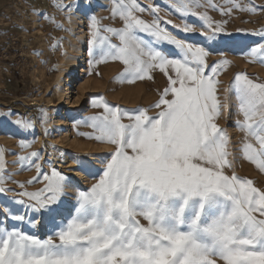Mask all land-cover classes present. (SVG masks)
Instances as JSON below:
<instances>
[{
    "label": "snow or ice",
    "instance_id": "obj_1",
    "mask_svg": "<svg viewBox=\"0 0 264 264\" xmlns=\"http://www.w3.org/2000/svg\"><path fill=\"white\" fill-rule=\"evenodd\" d=\"M168 3L184 21L181 25L163 20L159 5L145 8L139 0H110L107 19H119V28L97 17L96 10L103 7L99 0L58 5L88 20L93 69L118 61L124 66L118 80L128 84L153 80L158 70L166 86L148 108L130 111L102 97L93 99L92 106L103 112L83 122L92 132L81 135L113 150L100 159L102 167L95 172L89 161L74 158L79 171L96 179L90 189H80L55 166L44 172L38 152L19 156L24 170L35 167L37 175L17 184L19 192L8 188L7 183L16 182L5 172L0 149V264H264V190L235 174L230 137L217 123L229 106L227 94L234 93L243 117L236 122L243 133V158L264 173V82L238 73L221 100L219 76L231 62L208 63L210 49L222 35H230L227 21H213L208 10L230 16L234 10L264 12V6L251 0H226L222 6L214 0ZM145 12L151 21L142 18ZM188 17L197 18L206 30L203 44L168 30L171 24L185 34L194 33L196 26ZM259 35L264 39V32ZM163 43L179 50V58L159 50ZM242 51L246 59L264 64V44ZM153 110L155 115H149ZM41 118L46 124L47 113ZM15 124L23 131L34 130L23 118ZM29 147L20 143L22 150ZM35 184L43 187L27 191ZM68 189L74 192L71 198L66 197ZM8 193L20 199H2ZM16 204L33 215H21L13 208ZM45 219L46 238L22 227L34 229Z\"/></svg>",
    "mask_w": 264,
    "mask_h": 264
},
{
    "label": "rangeland",
    "instance_id": "obj_2",
    "mask_svg": "<svg viewBox=\"0 0 264 264\" xmlns=\"http://www.w3.org/2000/svg\"><path fill=\"white\" fill-rule=\"evenodd\" d=\"M75 2L76 0H0V126L4 127L0 137H6L5 141L7 142L4 149L5 172L12 174L11 180L16 182H9L5 186L15 188L17 192L21 191L17 184H26L37 175L35 167L24 170V166L19 162V156L27 157L32 152H38L42 153V156L44 154L47 160L49 158L47 152L50 150L54 158L61 157L57 151L61 148L53 145L54 142L49 144L54 139L53 136L57 135L52 123L61 117L58 114V109L60 112L62 110L67 113L72 125L69 129L75 131L74 136L77 140L90 144L95 150L106 148L107 153L99 156L101 159L110 156L113 150L112 146L88 140L81 135L92 132V129L84 126L83 122L88 117L103 112L102 108L92 106L93 99L102 97L109 105L119 106L130 111L141 107L148 108L158 99V92L166 86V77L158 70L152 73L153 80L128 84L118 80L124 69V66L118 61H109L93 69L89 63L91 57L88 54V45V50H86L87 66L81 67V71L77 74V82L82 86L74 99L77 97L79 100V107L70 112L66 107L60 109L57 105L59 95L56 78L60 70L63 67L66 68L65 63L68 58L66 55L70 52L75 34L70 25L73 12L61 11L58 5L61 3L74 4ZM101 2L104 5L96 10L97 17L106 18L103 20L104 25L122 27L119 19L114 21L107 19L110 16V12L107 10L110 7V0H99L100 4ZM214 2L218 6H222L226 0H214ZM240 2L247 4L248 0H240ZM251 2L264 6V0H251ZM139 3L145 8H149L153 4L159 5L162 9L159 13L161 18L171 20L172 24L181 25L184 22L178 14H173L174 10L168 0H139ZM199 11H204V9ZM208 12L215 22L227 21L226 29L230 33V35L220 37L219 43L210 49L212 54L208 58L209 64L222 59H228L231 62V66L219 76L218 95L220 99H224L225 89L229 87L234 75L238 73H246L250 78L264 82V64L246 59L245 53L242 51L248 45L260 46L264 44V39L259 35L264 32V12L249 14L247 11L234 10L230 16H222L219 11L210 9ZM142 18L151 21L152 16L145 12ZM187 19L196 26L194 33L185 34L173 28L171 24L168 25V30L188 42L203 44L207 35L206 30L199 26L200 21L197 18L188 17ZM85 31L87 32V41H89L88 20ZM202 32L204 35H201ZM251 33H257V35ZM141 35L143 36V34ZM143 38L150 39L146 36ZM113 42L118 43L115 40ZM157 47L171 57L179 58V50L174 46L163 43ZM97 72L99 75L96 74ZM227 95L230 96L229 106L223 110L217 123L221 128L227 130L230 137V151L233 153L230 158L234 161L235 174L243 179L252 180L255 187L264 190V173H261L255 165L243 158V133L236 127V122L242 120L243 117L238 113V104L234 93ZM42 112L47 113L46 124L42 121ZM9 113L19 115L10 116ZM155 113L156 110H153L149 115H155ZM21 118L31 121L34 124V130L18 129L15 121ZM51 121L53 122L51 123ZM124 122L127 123V120ZM50 125L52 126L50 127ZM45 129H47V134ZM39 136L43 138V145L47 144L46 152L38 148L37 138ZM22 141L30 143L31 147L22 150L20 148ZM253 143L255 142L253 141ZM38 162L44 172L46 171L43 165L49 171L54 166L52 161L41 159ZM101 167L100 164L98 169ZM58 170L68 176L66 171ZM228 174H231V171ZM90 178L92 179L88 185L80 187V189H90L91 185L96 182L95 178L91 176ZM42 187L43 184H35V186H28L27 191L33 192ZM69 194L67 191L66 196ZM2 199L12 201L20 199V197L8 193ZM68 206L66 203L65 207ZM13 208L26 217L33 215L19 204L13 205ZM8 223L11 226L12 221L9 220ZM47 224L48 221L45 219L43 226L45 227ZM22 227L25 232L36 234L41 239L46 238V229L40 231L38 227L34 229L27 226Z\"/></svg>",
    "mask_w": 264,
    "mask_h": 264
},
{
    "label": "bare ground",
    "instance_id": "obj_3",
    "mask_svg": "<svg viewBox=\"0 0 264 264\" xmlns=\"http://www.w3.org/2000/svg\"><path fill=\"white\" fill-rule=\"evenodd\" d=\"M102 1V0H101ZM106 1V0H104ZM104 5L103 2H101ZM72 22H71V29L75 34V38L72 41V47H70L69 54L66 55L67 62L65 60V67L60 70L57 78V91H58V106L60 109H66L68 112L74 111L79 107V100L74 99L77 91L81 89V84L79 85L77 82V74L81 71V67L87 66L86 60V50H88V41H87V19L84 16L80 15L78 12L72 13ZM66 59V58H65ZM70 65V66H69ZM64 66V65H63ZM68 67V68H67ZM32 105V104H31ZM58 114L61 116L60 118L56 119L55 122L51 121L52 125L54 124L55 133L54 141L52 140L49 144H55L61 150H57L58 153L61 152L65 153V156L62 158H54L51 155L50 150H48L49 158L46 160L45 155L41 156V159L44 161H52L54 166L58 169L66 171L67 175L72 178L73 182L80 187H85L88 185V182L91 181L92 178L90 176H86L84 172L78 170V164L74 158H79L81 160H87L90 162L91 165L95 167L90 168L93 172L100 167L99 156H103L107 153L106 148L95 150L90 144H85L82 141H79L75 138L73 130L71 128L70 120L68 119L66 112H61L58 109ZM50 125V127L52 126ZM4 127L0 126V135L3 133ZM40 134V133H39ZM6 138V137H5ZM5 138L0 137V149H5V145L7 142ZM38 148L42 149L43 152H46L47 144L44 146L42 143L41 136L38 138ZM56 148V147H55ZM49 149V148H48ZM63 149V150H62ZM40 159V161H41ZM44 170L46 172H50L49 169L45 168L43 165ZM69 196L67 198H71L74 195L72 189L67 190ZM40 231L46 229V234L48 235L49 228L48 224L45 227L42 225L37 226ZM39 233V232H38ZM42 234V233H41ZM47 235H45L47 237Z\"/></svg>",
    "mask_w": 264,
    "mask_h": 264
}]
</instances>
